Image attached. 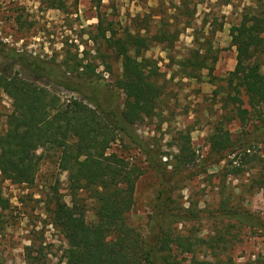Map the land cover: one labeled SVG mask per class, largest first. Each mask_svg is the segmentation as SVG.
I'll return each mask as SVG.
<instances>
[{
  "label": "trees",
  "instance_id": "trees-1",
  "mask_svg": "<svg viewBox=\"0 0 264 264\" xmlns=\"http://www.w3.org/2000/svg\"><path fill=\"white\" fill-rule=\"evenodd\" d=\"M188 10L187 7L183 11L181 20L161 17L155 22L154 32L145 22L136 32L126 29L119 35L112 24H104L98 14L95 33L90 34L89 39L96 44L95 50L107 69L110 70V66L102 47L112 52L120 64L115 82L125 96L120 118L92 102L74 97L60 103L47 88L0 68V90L12 100V110L6 116L5 127L0 130V177L13 184H31L41 159L35 152L43 148L58 154L59 168L67 175L71 205L55 192L48 213L52 225L66 241L65 264H154L152 251L161 253L167 264H182L177 254L194 256L197 250L205 249L216 259L228 249L231 230L264 227L263 220L240 206L233 197L234 192H228L224 183L219 191L216 214L210 216L213 226L207 238L195 234L196 224L210 219L208 214L203 218L206 209L193 204L178 205L165 187L161 188L153 205V247L147 246L140 232L128 222L127 215L134 205L135 184L146 167L109 152L110 144L118 137L126 140L142 151L150 169L159 175L162 173V180L169 178L165 174L166 163L161 161L159 153L132 129L155 112L164 93L158 63L145 52L153 45L170 50L181 31L192 28L195 46L187 57L177 62L179 74L196 79L202 69H207L210 75L218 59L211 44L217 28L207 20L202 21L200 28L193 27V13ZM140 29L145 32L142 34ZM200 32L204 35L203 42H200ZM229 36L236 50V63L222 78L225 82L220 97L222 114L207 136L209 153L217 161L225 160V166H230L227 173L234 176L257 168L251 177L264 194V160L256 152L264 141V73L261 70L264 65V4L255 2L245 7L239 23L230 27ZM12 51L1 44L2 62L10 58L12 65L36 67L41 75L52 77L53 83L89 99L84 96L81 85L84 75L89 76L87 73L92 70L83 64L78 54L68 58L66 71L61 74L55 65L42 64L32 56L23 57L21 52L10 57ZM235 120L240 126L237 135L226 126ZM183 138L175 156L180 165L194 161L190 133ZM250 162L256 164L244 168ZM83 194L92 199L96 220L87 222L80 218L73 224L71 219L75 211L80 210L78 205ZM9 204L0 191V210L8 209ZM180 224L190 227L180 229ZM26 261L39 264L30 252ZM202 264L218 262L203 260Z\"/></svg>",
  "mask_w": 264,
  "mask_h": 264
},
{
  "label": "rangeland",
  "instance_id": "rangeland-1",
  "mask_svg": "<svg viewBox=\"0 0 264 264\" xmlns=\"http://www.w3.org/2000/svg\"><path fill=\"white\" fill-rule=\"evenodd\" d=\"M255 2L264 4V0H0V46L5 44L13 50L10 57L21 52L23 57L32 56L42 64L55 65L61 74L66 71L68 58L78 54V58H83V64L92 70L87 73L89 76L84 75L81 85L84 96L89 99L53 83L52 77L41 75L36 67L12 65L10 58L2 62L1 55L0 68L9 69L11 74L47 88L59 98L60 103L74 97L92 102L118 118L125 102L123 92L115 83L120 64L112 52L102 47L106 53L105 61L110 66V70L107 69L95 50L96 44L89 39V35L95 33L98 14L104 24H112L118 35L126 29L136 32L145 22L154 32L157 20L161 17H168L171 21L181 20L187 7L189 13H193V27L200 28L202 21L207 20L217 28L211 44L218 53V59L210 75L207 69H202L196 79L179 74L177 62L187 57L195 46L192 28L181 31L170 50L153 45L145 52L147 57L158 63L164 93L155 112L143 122L133 125L132 129L167 164V181L160 178L162 173L159 175L150 169L142 151L126 140L118 137L110 144L109 152H116L131 163L146 167L136 181L134 205L127 217L147 246L153 247V205L162 187L169 190V195L178 205L188 207L193 204L206 209L203 218L208 214L210 219H202L196 224L195 231L204 238L211 234L213 219L210 216L216 214L223 183L228 192H234L233 197L240 206L264 222V194L251 177L257 168L238 176L228 174L230 166L226 167L225 160L217 161L209 153L207 142L212 127L221 119L220 97L225 84L222 78L236 63V50L230 43L229 29L239 23L244 8ZM51 4L55 7L51 8ZM207 29L208 26L204 34ZM139 32L143 34L145 30L140 29ZM202 35L200 32V42L204 40ZM261 70L264 73V65ZM11 110L12 100L0 90V130L5 127L6 116ZM226 126L234 135L240 130L237 120ZM187 133H190L194 161L180 165L175 156L184 140L183 135ZM256 152L264 160V141ZM35 155L41 156V159L33 183L13 184L0 177V191L10 203L8 209L0 210V264H28V252L39 264H65L63 251L67 244L52 225L48 210L55 192L71 205L67 175L59 168L58 154L54 150L38 149ZM253 164L256 162H250L244 168ZM78 207L80 210L75 211L71 219L73 224L80 218L87 222L96 220L94 203L86 194L81 196ZM211 211L213 213L209 215ZM189 227V224L179 225L180 229ZM230 236L228 249L216 259L206 249L197 250L194 256L177 254V259L182 264H202L203 260L218 264H264V227L233 229ZM28 247L30 249L27 250ZM151 254L154 264H167L161 253L152 251Z\"/></svg>",
  "mask_w": 264,
  "mask_h": 264
},
{
  "label": "crops",
  "instance_id": "crops-1",
  "mask_svg": "<svg viewBox=\"0 0 264 264\" xmlns=\"http://www.w3.org/2000/svg\"><path fill=\"white\" fill-rule=\"evenodd\" d=\"M235 59H236V56H235ZM233 69H234V68H233ZM233 69H232V70H233ZM230 71H231V70H230Z\"/></svg>",
  "mask_w": 264,
  "mask_h": 264
}]
</instances>
